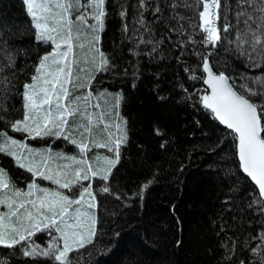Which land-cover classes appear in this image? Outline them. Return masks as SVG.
I'll return each mask as SVG.
<instances>
[{"label":"snow or ice","instance_id":"obj_1","mask_svg":"<svg viewBox=\"0 0 264 264\" xmlns=\"http://www.w3.org/2000/svg\"><path fill=\"white\" fill-rule=\"evenodd\" d=\"M21 5L45 50L22 80L18 25L0 20V154L11 157L24 178L21 186L0 164V246L10 250L0 264L17 254L28 264H81L85 252L91 255L97 245L105 250L100 194L124 204L128 196L142 200L155 177L128 196L113 183L130 143L128 117L125 91L104 86L103 78L129 77L136 88L142 61L166 58L181 70L174 81L180 100L215 122V146L223 145L220 159L228 166L220 169L222 199L212 221L218 264H264V0ZM113 16L120 18L121 44L109 52L102 40ZM121 49L134 61L121 65ZM158 99L167 103L171 95ZM153 131L166 149L169 134L159 124ZM61 140L75 151L57 147Z\"/></svg>","mask_w":264,"mask_h":264},{"label":"trees","instance_id":"obj_2","mask_svg":"<svg viewBox=\"0 0 264 264\" xmlns=\"http://www.w3.org/2000/svg\"><path fill=\"white\" fill-rule=\"evenodd\" d=\"M27 19L21 0H0V20L14 21L19 28L15 40L21 49L18 64L26 70L22 80L31 72L32 62L45 50L37 46ZM120 44V18L113 16L103 34L102 45L111 52ZM130 59L134 61V57L121 49L119 63L124 65ZM142 63L145 71L136 88L131 87L129 77L103 78L104 86L113 91H125L122 111L128 117L130 143L113 183L128 196L129 192L138 191L145 178L154 176L155 179L142 200L128 196V204L100 194L106 233L102 243L106 248L100 251L97 245L90 250L91 255L85 252L81 264H218L220 253L212 221L222 199L220 169L228 165L220 159L223 145L216 147L214 143L215 122L180 100L183 93L174 81L181 70L172 60ZM125 66L130 68V65ZM156 72L161 75L155 76ZM168 95L171 99L167 103L158 99V96ZM15 106H20L19 97ZM156 124L169 134L163 137L169 140L166 149L160 147L162 138L153 131ZM61 141L56 145L63 147ZM66 147L72 149L73 146ZM210 147H214L215 152L209 151ZM0 164L7 167L14 178L23 177V170L11 157L0 154ZM16 179L20 183V179ZM116 232L118 237L113 235ZM46 239V235L41 237L42 242ZM9 255L10 250L0 246V257ZM28 260L17 254L11 257V264H28Z\"/></svg>","mask_w":264,"mask_h":264},{"label":"rangeland","instance_id":"obj_3","mask_svg":"<svg viewBox=\"0 0 264 264\" xmlns=\"http://www.w3.org/2000/svg\"><path fill=\"white\" fill-rule=\"evenodd\" d=\"M30 142L31 143H36V141H34V140H30ZM56 144H57V142H56ZM61 144H62V146H63V148H65V150H67V151H75V148H74V146L72 147V149H69V148H67L66 146H65V144H64V142L63 141H61ZM57 147H59L58 145H56ZM69 146V145H68ZM101 151H103V149H101ZM20 180V185L21 186H23V183H24V178L23 177H19V176H17ZM16 177V178H17ZM44 183H49V182H47V181H45ZM50 186H52V185H50Z\"/></svg>","mask_w":264,"mask_h":264}]
</instances>
